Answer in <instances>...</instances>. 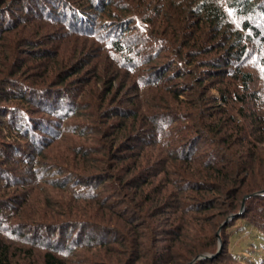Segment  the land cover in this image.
I'll return each instance as SVG.
<instances>
[{"label":"trees","instance_id":"trees-1","mask_svg":"<svg viewBox=\"0 0 264 264\" xmlns=\"http://www.w3.org/2000/svg\"><path fill=\"white\" fill-rule=\"evenodd\" d=\"M201 255L264 264V0H0V264Z\"/></svg>","mask_w":264,"mask_h":264},{"label":"rangeland","instance_id":"rangeland-1","mask_svg":"<svg viewBox=\"0 0 264 264\" xmlns=\"http://www.w3.org/2000/svg\"><path fill=\"white\" fill-rule=\"evenodd\" d=\"M10 36H13V35H10ZM41 36V35H40ZM22 37H24V36H22ZM56 39V38H55ZM73 40L75 41L76 40V38H73ZM69 42H65V40H58V42L55 44V43H53V44H55V46H56V48H58L60 51V53L63 51V48H66V46H68L67 44H68ZM23 44V43H22ZM36 48L38 47V39H37V42H36ZM65 46V47H64ZM75 46V45H74ZM73 46V47H74ZM77 47H78V44H77ZM47 48H49V44L47 45ZM61 48H62V51H61ZM75 48V47H74ZM18 50V51H17ZM53 50H56V49H54L53 48ZM65 50V56H66V54L68 53V52H70V50H68L67 48L66 49H64ZM27 51V49H26V47L23 49V48H16V54L17 55H22L23 56V54L25 53ZM34 52H35V49L33 50ZM32 51V52H33ZM98 52L97 54L95 53L94 55L95 56H99V55H101V51H99L98 50V48H96V47H94V52ZM62 54H64V52H62ZM10 56H9V61H10V63H11V53L9 54ZM19 57V56H18ZM46 64V62L44 61L43 63H42V65H45ZM99 68L100 69H103V68H105V66L106 67H108L106 64H102V63H100L99 65ZM24 70V69H23ZM26 70V69H25ZM25 70H24V72H25ZM107 72H108V74H110L111 72L113 73V74H115V72L110 68V67H108L107 69ZM105 70V71H106ZM26 72H28L29 73V70H26ZM25 72V73H26ZM110 72V73H109ZM30 73H31V71H30ZM24 75V74H23ZM87 75H89V74H87ZM26 76V75H25ZM100 84V83H99ZM99 84H97V86H99ZM90 85H93V84H90ZM91 113H93V112H91ZM95 114V113H94ZM90 115V114H89ZM91 117H89L90 119L87 121V120H81V119H74V122H68L67 124H69L70 126H73L76 130H78V125H82V128L84 127H89V125H85V126H83V124L84 123H86V124H91V123H93L94 124V122L95 121H97V120H99L96 116L97 115H94V116H92V114L90 115ZM82 122V123H81ZM99 122V121H98ZM99 125V124H98ZM94 126L96 127V128H98L97 127V125L96 124H94ZM95 127H90L91 128V130L92 131H94L95 129ZM104 127V126H103ZM85 130H87V129H85ZM90 133V132H89ZM88 134V133H87ZM95 136V135H94ZM86 138H91V136H89V137H86ZM86 138H77V137H75V138H73V139H71V138H68V137H66V139L65 140H63V141H61V143L60 144H57L56 145V148H55V150H56V152H59V153H61V154H66L67 152H68V146H74L75 144H78V143H82V144H87V143H90V141L89 142H87V141H85L86 140ZM93 138V137H92ZM95 139H97V136H95ZM72 143V144H71ZM70 148V147H69ZM56 196L57 195H59V193L58 194H55ZM62 197V196H61ZM219 243H221V241L219 240V242H218V245H219ZM221 247H222V243H221ZM251 248H252V245H250V243H248V240H247V236H246V232L245 233H243V234H241V235H239V236H237L236 238H235V241H234V243H232V246H231V249H236V250H238V251H243V252H248V253H250V251H251ZM260 255H261V253H259ZM35 256H36V258L38 259V257H40V256H42V254H41V252L40 251H36L35 252V254H34ZM39 255V256H38ZM258 257H260V256H258ZM243 263H247V264H250V263H252V262H250V259L251 258H255L254 256H250V258L249 257H238ZM256 259H257V257H256ZM22 264V263H21Z\"/></svg>","mask_w":264,"mask_h":264},{"label":"water","instance_id":"water-1","mask_svg":"<svg viewBox=\"0 0 264 264\" xmlns=\"http://www.w3.org/2000/svg\"><path fill=\"white\" fill-rule=\"evenodd\" d=\"M247 197H245L244 198V200L246 199ZM244 200L242 201V203H241V210H240V212L243 210V208H244ZM224 225V224H223ZM220 230H221V228L218 230V232H217V236L219 237V232H220ZM220 248H221V243H219V247H218V250H220ZM205 257H209L208 255H201V256H198V257H196L190 264H194L197 260H200V259H203V258H205Z\"/></svg>","mask_w":264,"mask_h":264}]
</instances>
